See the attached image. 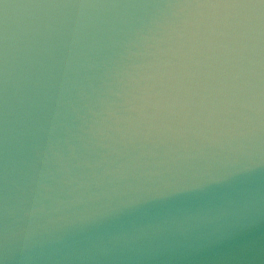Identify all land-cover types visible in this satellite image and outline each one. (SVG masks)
I'll list each match as a JSON object with an SVG mask.
<instances>
[{
  "label": "clouds",
  "instance_id": "obj_1",
  "mask_svg": "<svg viewBox=\"0 0 264 264\" xmlns=\"http://www.w3.org/2000/svg\"><path fill=\"white\" fill-rule=\"evenodd\" d=\"M0 264H264V0H0Z\"/></svg>",
  "mask_w": 264,
  "mask_h": 264
}]
</instances>
